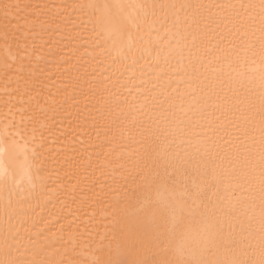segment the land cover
Listing matches in <instances>:
<instances>
[{"label": "snow or ice", "instance_id": "6c2138e0", "mask_svg": "<svg viewBox=\"0 0 264 264\" xmlns=\"http://www.w3.org/2000/svg\"><path fill=\"white\" fill-rule=\"evenodd\" d=\"M0 40V264H264V0L4 3Z\"/></svg>", "mask_w": 264, "mask_h": 264}, {"label": "bare ground", "instance_id": "6f19581e", "mask_svg": "<svg viewBox=\"0 0 264 264\" xmlns=\"http://www.w3.org/2000/svg\"><path fill=\"white\" fill-rule=\"evenodd\" d=\"M90 2V0H0V5L4 4V3H20V4H25V3H32V4H36V3H65V4H72V3H87ZM92 2H107V3H111V4H152V3H168V2H179V0H92ZM202 2L205 3H227V2H249V0H202ZM252 3H259V0H251ZM157 28H159V26L157 25ZM162 31V30H161ZM155 34V33H154ZM86 35H91V34H86ZM49 46H54V45H49ZM47 48L48 46H45L43 48V51H41L39 54L42 56H45V58L47 57ZM70 51V50H69ZM81 51H83V49H81ZM89 51H92V49L90 48ZM98 51V50H96ZM5 58V49H4V44L3 41L0 40V63L3 62ZM41 66H43V63H41ZM51 75V79L48 80L46 82V84L49 87H46L45 90L42 92V98L39 101V105H44L45 101H51V100H59L62 96H63V92H59L58 93V89L61 86V81H62V77L57 73L56 68L54 66H52V73H50ZM137 75H139V73H137ZM172 79H176V77H172ZM167 86V85H165ZM172 87H176L175 84L172 85ZM49 88H50V92H49ZM5 83H4V78L2 76V72H0V121L3 120V115L4 113L7 111V108L4 105L5 100L8 99V97L5 95ZM170 90V89H169ZM51 93V95H50ZM39 105H37V108L39 107ZM51 123V122H49ZM3 127V124L0 123V128ZM57 127H60V125H57ZM63 131L64 133L67 134V136L62 135L60 132H57L56 134L58 136L61 137V139H75L76 141H80V140H87L86 136H81L80 130L79 129H74V128H70L69 124H68V120H64L63 122ZM244 137H241V140H243ZM23 144V142H21ZM59 146V144L54 145V147ZM50 187H57V185H53L50 183L49 185ZM52 205H48V209L45 211V215H47V211L52 209ZM59 206L57 205V208ZM107 207L106 204L101 203V204H96L93 205L92 207H86L85 211L88 212L89 214L95 213L96 214V219L97 221H101V217H102V213L103 210ZM39 211V209L37 210ZM4 213V204L3 201L0 200V239L3 238V229L5 227V220L6 218L3 216ZM81 218H83V214L81 213ZM68 219H71V217H69ZM15 222V221H13ZM64 223H66L67 221H63ZM57 228H59V225L56 226ZM101 231H103V228L100 229ZM79 251V249H78ZM90 252V250H89ZM140 257L141 258H145L144 257V253L143 250H141L140 252ZM80 258V257H78ZM135 258V257H133ZM147 259L151 260V255H148L146 257Z\"/></svg>", "mask_w": 264, "mask_h": 264}]
</instances>
